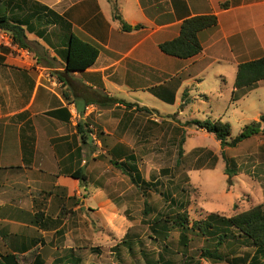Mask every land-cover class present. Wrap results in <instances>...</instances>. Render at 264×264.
<instances>
[{"label": "crops", "instance_id": "1", "mask_svg": "<svg viewBox=\"0 0 264 264\" xmlns=\"http://www.w3.org/2000/svg\"><path fill=\"white\" fill-rule=\"evenodd\" d=\"M1 1L29 26L31 49L0 53V254L16 264H87L91 249L78 243L94 237L96 218L108 226L116 223L113 215L126 213L112 198L124 191L109 168L92 160L86 125L96 105L102 107L97 119L104 131L119 138L104 153L139 174L137 157L122 137L137 133L143 115L170 120L200 99L218 98L226 84L224 71L230 73L233 101L264 87L259 81L252 88H234L238 65L264 57V0ZM114 13L133 29L123 31ZM204 14L218 22L198 33V55L181 60L160 51V43L178 36L184 19ZM69 33L98 50L85 71L65 70ZM213 69L222 83L201 89L205 73ZM140 91L176 109L145 106Z\"/></svg>", "mask_w": 264, "mask_h": 264}, {"label": "rangeland", "instance_id": "2", "mask_svg": "<svg viewBox=\"0 0 264 264\" xmlns=\"http://www.w3.org/2000/svg\"><path fill=\"white\" fill-rule=\"evenodd\" d=\"M9 9L10 7L3 4L0 14L6 13L11 19H18L13 18V12ZM32 22L33 27H37L34 19ZM43 23L39 27L41 31L46 32L48 28H45ZM0 53L15 55L17 51L0 44ZM1 57L0 60L4 64V56ZM57 64L58 61L55 62V65ZM215 74L214 69L205 73L201 89L208 91L222 83ZM224 76L226 84H222V94L218 98H209L207 101L200 99L191 104V108L184 115L179 116L176 112L170 116V120H163L155 115V121L151 116L143 115V130L140 126L136 134L122 137L123 144L128 148L132 147V152L138 160L140 177L149 181L148 187L139 188L129 176L120 174L111 162L114 158L104 153L105 149L119 142V138L104 131L102 120L97 119L102 107L96 105L92 113L94 118L88 120L89 125L95 129L97 140L92 141L89 137L91 153L95 155L92 160H98L100 165L109 168L108 173L111 171L115 185L124 191L123 197L118 199L114 193L112 198L115 196V202L125 207L126 216L113 215L116 223L108 226H104L96 218L94 237L89 243H78L79 247L91 249L87 254V264H147V259L156 261L160 257L163 261L180 264L183 250L178 244L177 230H171L165 241L154 239L149 225L157 215L184 211L190 221H195L203 219L209 213L231 217L254 206L264 207V132L244 140L235 148L222 149L213 134L190 124L195 120H220L222 124L229 125L230 137L234 138L247 124L259 122L260 115H264V87L247 90L250 92L242 99L233 101L230 94V73L224 71ZM138 95L140 102L145 106L161 111L176 109L160 102L148 92L140 91ZM180 109H184V105ZM261 127L264 128V123H261ZM107 130L111 131V127H107ZM182 137L184 153L178 161L177 150ZM226 160L230 172L234 173L229 182L225 174ZM114 172L124 179V182L119 181ZM144 201L148 203V216L143 215ZM118 220L123 223L120 225ZM127 230V233L133 235L131 239L140 241L134 245L132 252L122 246L116 248L119 237ZM190 243L193 244L188 255L199 251L201 243L204 242L201 238H194ZM223 253L227 258L222 262L203 261L200 264H252L255 251L247 244H239L228 246L223 249ZM245 258L247 259L244 260ZM260 259V262H264V258Z\"/></svg>", "mask_w": 264, "mask_h": 264}, {"label": "trees", "instance_id": "3", "mask_svg": "<svg viewBox=\"0 0 264 264\" xmlns=\"http://www.w3.org/2000/svg\"><path fill=\"white\" fill-rule=\"evenodd\" d=\"M3 4L4 3L1 1L0 8ZM221 7L226 8L227 4H223ZM113 10L115 12V5L113 6ZM113 18L119 22L123 31L129 32L133 29L126 25L116 13L113 14ZM217 22V17L213 14L188 17L182 21L178 36L172 40L160 43L159 49L163 54L177 59H190L202 51V46L198 40V33L215 27ZM25 25L26 28L23 27ZM140 27L141 25H137L135 26V29ZM0 29L8 32L12 37L13 43L19 48L28 51L31 49L26 40V30L29 29V26H27L26 23L11 19L6 13H3L0 14ZM63 56L66 71L81 72L85 71L96 62L98 50L94 46L69 33L66 37V50L64 51ZM1 58L2 57L0 56V59ZM0 64H3L2 60H0ZM259 81H264V57L243 62L238 65L234 80L235 89L252 88ZM169 101L173 102V96ZM114 102H116V99H111V103ZM126 106L130 107V104H127ZM138 110L148 112L145 108H139ZM261 123H264V115H260L259 122L253 121L250 124H247L241 133L236 137L231 138L229 125L222 124L219 120L214 122H210L209 120H195L190 122V124H194L207 133L213 134L222 149L235 148L244 140L264 132ZM86 127L88 128V125H86ZM86 133L88 135V129ZM183 144L184 138L182 137L177 150L178 161L183 157ZM111 162L121 173L129 176L137 187H148L150 185V183L144 181L140 177L136 167H125V165L122 164V162H119L115 157ZM225 174L228 176L229 182L234 173L230 172V168L227 166V160ZM71 176L80 180L82 179L75 173ZM147 204L148 203L144 201L143 215L145 216L149 215ZM149 226L151 227L152 234L156 240L165 241L168 239L171 230L175 229L178 231V244L183 250L181 253L183 259L180 264H200L203 261L222 262L227 258L225 257V253H223V249L228 246L233 247L239 244H247L254 248L255 254L252 264H264V262H260V258H264V207L261 205L254 206L247 211L231 217H225L218 213H209L203 219L195 221H190L188 214L184 211H177L171 215H157ZM132 237L133 235L127 233L122 241L117 243L116 248L122 246L128 252H132L134 245L140 243L136 238L131 239ZM194 238H201L204 243H201L199 251L188 255L193 244L190 242H192ZM211 241H213V243H211ZM241 241L246 243H240ZM12 259L13 258L10 255L0 254V264H16ZM246 259L247 258L244 260ZM146 263L172 264L171 261H163L162 257L156 261L147 259Z\"/></svg>", "mask_w": 264, "mask_h": 264}, {"label": "built area", "instance_id": "4", "mask_svg": "<svg viewBox=\"0 0 264 264\" xmlns=\"http://www.w3.org/2000/svg\"><path fill=\"white\" fill-rule=\"evenodd\" d=\"M0 44L5 45L6 47H9L16 51L21 50L22 52H25V54H28V52L25 49L19 48L17 45L13 43L12 37L8 32L3 31L1 29H0ZM152 118L153 120L157 121L154 115L152 116ZM87 129H88L89 137L92 139V141L96 142L97 141L96 132L94 127L92 125H88Z\"/></svg>", "mask_w": 264, "mask_h": 264}]
</instances>
